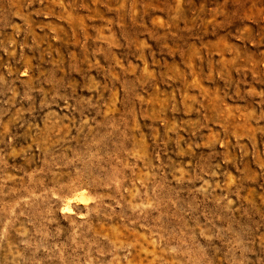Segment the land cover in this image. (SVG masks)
Returning a JSON list of instances; mask_svg holds the SVG:
<instances>
[{
    "label": "rangeland",
    "instance_id": "rangeland-1",
    "mask_svg": "<svg viewBox=\"0 0 264 264\" xmlns=\"http://www.w3.org/2000/svg\"><path fill=\"white\" fill-rule=\"evenodd\" d=\"M0 264H264V0H0Z\"/></svg>",
    "mask_w": 264,
    "mask_h": 264
}]
</instances>
